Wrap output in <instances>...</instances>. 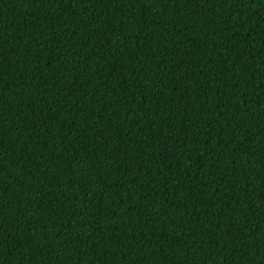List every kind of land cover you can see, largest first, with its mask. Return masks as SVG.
<instances>
[{
    "label": "trees",
    "instance_id": "1",
    "mask_svg": "<svg viewBox=\"0 0 264 264\" xmlns=\"http://www.w3.org/2000/svg\"><path fill=\"white\" fill-rule=\"evenodd\" d=\"M0 264H264V0H0Z\"/></svg>",
    "mask_w": 264,
    "mask_h": 264
}]
</instances>
